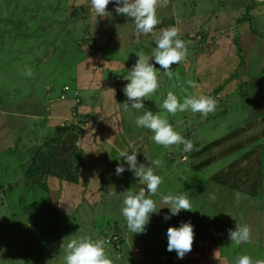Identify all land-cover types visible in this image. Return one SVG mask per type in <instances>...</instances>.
Here are the masks:
<instances>
[{
	"label": "rangeland",
	"instance_id": "rangeland-1",
	"mask_svg": "<svg viewBox=\"0 0 264 264\" xmlns=\"http://www.w3.org/2000/svg\"><path fill=\"white\" fill-rule=\"evenodd\" d=\"M120 1L0 0V264H264V37H235L232 57L215 34L206 43L218 47L211 57L173 48L163 34L129 35L137 44L120 34L108 61L114 34L99 19ZM124 9L110 24L138 33L145 25ZM251 26L264 34V16ZM238 39L251 51L245 61ZM75 91L89 114L77 119H87L86 142L70 126ZM105 111L115 148L94 128ZM184 135L195 142L190 156ZM40 146V172L28 177ZM65 160L89 187L68 182L75 177L67 166V180L56 179ZM196 174L214 186L213 198L185 194Z\"/></svg>",
	"mask_w": 264,
	"mask_h": 264
},
{
	"label": "crops",
	"instance_id": "crops-1",
	"mask_svg": "<svg viewBox=\"0 0 264 264\" xmlns=\"http://www.w3.org/2000/svg\"><path fill=\"white\" fill-rule=\"evenodd\" d=\"M255 1H257L258 3V7L256 6L257 8L255 7L256 9L254 11L252 9V14L255 15L254 19H258L264 16V0H122L120 1L122 2V5L119 6L120 8L117 13H120V9L123 11V9L125 8L126 5L123 6L124 2H130V9L125 8L124 11H126V14H129L131 12L133 16H137V18H139V22L145 26L143 27V29L138 30V33L133 32L135 30H129L128 27H121L120 25H118V27L122 33H127L128 31L130 34H163V38L165 40H168L173 48L179 45L184 46L185 49L188 47H192L195 53L199 54L203 52L207 56L211 55V57L218 47H215L213 45V47L207 48L209 45L206 43L210 42V38H215V34H224V36L222 37L223 44L221 45L220 50H224V52L230 54L229 56H232V51H234L233 46L235 47V49H237L234 42L235 37L240 38L243 35L249 36V34L252 35L254 33L250 28H248V24H250L249 21L239 20L246 13L247 5L252 4ZM216 3H218V5ZM99 21L101 24L104 23V19H102V17L99 19ZM233 24L234 33H232L230 30H227L226 27L221 30L218 29V26L231 27V25ZM197 26L198 28H200L201 26L206 28L208 30L207 34L195 35L193 29ZM248 30H250V33L248 32ZM256 30L259 31L258 29ZM199 35H201L200 39L198 37ZM205 36H207V39L203 38ZM136 39L139 41V37H136ZM238 43L242 48H244L242 50H239V55L242 56L243 53L246 59V54H249L251 51H248V49L243 47V44L240 40L238 41ZM200 47L203 48L199 51ZM189 57H191V54H189ZM239 57L237 59H239L240 61ZM185 58L181 60V65L184 68L189 69L194 64L193 59L187 58V60L184 62ZM233 61V59H229V62H231L229 64L234 63ZM196 62L198 64V61ZM225 69L231 72L233 68L228 69L227 66H225ZM156 71H159V69H156ZM200 87H202V85ZM102 112L100 114H102ZM102 116L103 114L100 115V117L97 119V122L101 121V127L99 128V130H101V134H99V137L105 140L112 148H115V145H113L110 141L112 140V136L117 133L112 134V132H116L114 127L109 126L107 122L103 123L104 120L102 121ZM96 129L98 130V128ZM96 134L97 133H95V137L93 139L94 141H92L93 144L89 142L91 147L95 148L96 150L94 153H92L93 158L96 160V170L91 171V175L93 178L98 177V171H101L103 173V170L100 167L101 163L98 160L101 148L100 143L95 142L97 140ZM89 162H91V158ZM56 166L59 168V171H61L62 174H58L56 172H48L45 175L54 177L56 174H58V177L56 176V179H61L63 180L61 182H65L66 179L62 178L64 175V170L61 169V166L63 167L64 165H61V163H59ZM84 167L86 168L85 164ZM69 175L76 178L79 174L73 175L70 172ZM81 178L85 181V185L81 183L82 189H85L83 186L89 187V184L92 183L90 182L89 184H86V182L88 183V181L86 180L88 179V177L83 172L82 175L78 177V182L73 178H70L71 180L69 179L67 181L70 182L73 180V184L75 186H79V181H81ZM99 178L102 177L99 175ZM52 184L56 185V182L52 181ZM86 198L99 199V196L94 193L88 192Z\"/></svg>",
	"mask_w": 264,
	"mask_h": 264
},
{
	"label": "trees",
	"instance_id": "trees-1",
	"mask_svg": "<svg viewBox=\"0 0 264 264\" xmlns=\"http://www.w3.org/2000/svg\"><path fill=\"white\" fill-rule=\"evenodd\" d=\"M257 1H255V2H253L252 4H249V5H247V10H246V13L240 18V20L239 21H249L250 22V25H252V21H253V19L255 18V15L254 14H252L253 12H252V9H253V11L258 7L257 6ZM257 6V7H256ZM256 7V8H255ZM119 11V8H115V9H112L110 12H103V13H101L102 15H104V16H102V19H104V26H107V28H108V30H111V31H113L112 32V34H114L113 36L112 35H109L110 37H112V38H107L106 39V41L108 42V45H107V47L108 46H114V47H110L111 48V50L109 49L108 51H103L104 52V57L108 60V61H115V59H113V58H110L109 57V54L111 53V52H113V51H115L114 49H116V47H115V45L117 44V42H123V40L122 39H120V34H123L125 37H128V38H131V40H132V42L134 43V44H137V42L135 41V39H136V37H135V39H134V37H129V35H133V34H130L128 31H127V33H122L121 32V30H119V27H118V25H120V24H110L111 23V18L113 17V15H114V13L115 12H118ZM120 11H122L121 9H120ZM109 25H114L115 27H112V28H110L109 27ZM136 29V28H135ZM250 29L254 32V33H257L259 36H262V37H264V34H261V32L260 31H257L256 29H253V26H251L250 27ZM127 30V29H126ZM60 34H61V32H60ZM148 34H152V33H148ZM104 34H101V36H103ZM240 47H238V49H239ZM89 51L87 50V52H86V54H84V57H83V60L87 57V53H88ZM240 59L241 60H244L245 61V59L241 56L240 57ZM135 71V69H134V67H130V69H129V71H127V74H133V72ZM79 74H80V72H79ZM78 75V74H77ZM77 75H76V79H77ZM136 77H141V75H137ZM236 78V77H235ZM66 86H68L69 87V90H66L65 88H63V93H62V95H64V94H66V92H68V91H72V88H71V86H69V85H67V84H65V86L64 87H66ZM73 87V86H72ZM74 88V87H73ZM76 89H78L79 87H75ZM220 91H221V87H219L218 89H215V92H216V94H218V93H220ZM66 96V98L64 99V100H66L67 99V94L65 95ZM77 97H80V92H78V91H75L74 92V97H73V99L74 98H77ZM61 101H63L62 99H61ZM76 101H77V104H75V105H73V107H72V111H74L73 112V114H75L74 115V117H73V119L71 120L72 122H74V123H72V124H70V126L72 127V129L75 131V133H74V138L76 137V138H78V133L80 134L81 133V125H82V122L83 123H86L87 122V119H79V121L80 122H78V116H80V117H87L89 114H85L84 113V110H81V106H82V100H81V97L80 98H78V99H76ZM81 104V105H80ZM81 107V108H80ZM87 108V107H86ZM257 113H259V114H261V113H264V100H263V102H261V104H260V106H259V109H258V111H257ZM103 114V116H102V121L104 120V116H105V118L106 119H111V116L105 111L104 113H102ZM101 114V115H102ZM97 122V121H96ZM101 127V121H99V122H97L96 123V126L94 127V128H100ZM83 129V128H82ZM84 132L82 133V135L81 136H83V142H86V139H85V137L84 136H88L89 135V132H88V130H83ZM69 132H71V131H69ZM185 137H188V139H187V141H184V142H182V149H183V152H184V154H186V155H188V156H190V155H192L191 153H193V152H196V149H195V147L193 146L194 144H195V142H192L191 144H190V141H191V137L189 136V135H184ZM56 143H58V142H56L55 141V144ZM46 149H48V148H46ZM191 149H192V151H191ZM43 150H45V149H43V146H40L39 148H38V150H36V152H35V155H34V157L32 158V160H31V164H30V168L28 169V171H27V175H28V177H31L32 175H36L39 171L37 170V168L35 167V165H36V163L38 162V157H39V155H40V153L43 151ZM52 150H53V148L51 149V151L49 152V153H51L52 154ZM83 153L84 152H82L81 154L83 155ZM50 154V155H51ZM40 158V157H39ZM67 162V163H66ZM63 165L64 166H67L70 170H69V173L71 172V167H70V163L67 161V160H65L64 161V163H63ZM78 165V164H77ZM76 165V168L73 170L74 171V174H79L74 180L75 181H77L78 182V177L79 176H81L82 175V173H80L79 172V166H77ZM182 174H186V173H182ZM68 176V175H67ZM200 176V177H199ZM204 176H201V175H197L196 174V176L195 177H191L192 178V185H191V189L188 191H185V194L186 193H188V192H190V191H193V192H195V190L197 191V190H201V191H203V192H205V193H207V194H209V196L211 197V198H213V196H214V192H210V190L212 191V189H214V186L213 185H209L207 182H206V179L205 178H203ZM67 180V179H66ZM73 181V180H72ZM72 181H70V183H73ZM215 183V182H214ZM213 183V184H214ZM86 184H87V182H86ZM210 186H212V187H210ZM212 195V196H211ZM182 197H183V201L186 203V205H189L190 204V201H187L186 199H185V195H184V193H183V195H182ZM199 227H200V229H201V231L200 232H205V233H207V230L202 226V225H200L199 224Z\"/></svg>",
	"mask_w": 264,
	"mask_h": 264
},
{
	"label": "built area",
	"instance_id": "built-area-1",
	"mask_svg": "<svg viewBox=\"0 0 264 264\" xmlns=\"http://www.w3.org/2000/svg\"><path fill=\"white\" fill-rule=\"evenodd\" d=\"M133 208H135V205H134V204H132V209H133Z\"/></svg>",
	"mask_w": 264,
	"mask_h": 264
},
{
	"label": "clouds",
	"instance_id": "clouds-1",
	"mask_svg": "<svg viewBox=\"0 0 264 264\" xmlns=\"http://www.w3.org/2000/svg\"><path fill=\"white\" fill-rule=\"evenodd\" d=\"M198 37L201 38V35H199ZM64 95H66V94H64Z\"/></svg>",
	"mask_w": 264,
	"mask_h": 264
}]
</instances>
